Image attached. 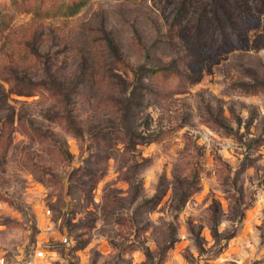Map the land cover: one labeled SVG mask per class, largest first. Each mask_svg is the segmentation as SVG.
<instances>
[{
  "label": "rangeland",
  "instance_id": "374dc122",
  "mask_svg": "<svg viewBox=\"0 0 264 264\" xmlns=\"http://www.w3.org/2000/svg\"><path fill=\"white\" fill-rule=\"evenodd\" d=\"M0 256L264 264V0H0Z\"/></svg>",
  "mask_w": 264,
  "mask_h": 264
},
{
  "label": "trees",
  "instance_id": "16d2710c",
  "mask_svg": "<svg viewBox=\"0 0 264 264\" xmlns=\"http://www.w3.org/2000/svg\"><path fill=\"white\" fill-rule=\"evenodd\" d=\"M210 232H211V236L213 240L215 241L217 245L220 244L222 241L229 240L233 236V233H230V234L224 235V237H221V235L218 232V226H217V222H216L214 215L212 216L211 221H210ZM193 236L195 240L197 241L198 240L197 235H193Z\"/></svg>",
  "mask_w": 264,
  "mask_h": 264
},
{
  "label": "built area",
  "instance_id": "2783aa9c",
  "mask_svg": "<svg viewBox=\"0 0 264 264\" xmlns=\"http://www.w3.org/2000/svg\"><path fill=\"white\" fill-rule=\"evenodd\" d=\"M63 241L66 242V239H63ZM42 255H43L42 251H36L34 253L35 258H40V257H42ZM0 264H6L4 256H0Z\"/></svg>",
  "mask_w": 264,
  "mask_h": 264
}]
</instances>
